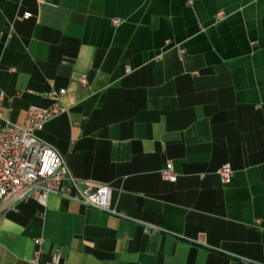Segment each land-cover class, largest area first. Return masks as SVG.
I'll list each match as a JSON object with an SVG mask.
<instances>
[{
    "label": "crops",
    "instance_id": "obj_1",
    "mask_svg": "<svg viewBox=\"0 0 264 264\" xmlns=\"http://www.w3.org/2000/svg\"><path fill=\"white\" fill-rule=\"evenodd\" d=\"M61 87L38 134L115 212L21 200L0 264H29L36 237L67 264H264V0H0L2 117Z\"/></svg>",
    "mask_w": 264,
    "mask_h": 264
},
{
    "label": "built area",
    "instance_id": "obj_2",
    "mask_svg": "<svg viewBox=\"0 0 264 264\" xmlns=\"http://www.w3.org/2000/svg\"><path fill=\"white\" fill-rule=\"evenodd\" d=\"M31 14L27 10L23 16L29 17ZM114 22L119 23L120 19L115 18ZM80 79L87 83V74L83 73ZM65 93V87L51 91L54 102L50 106L31 104L23 124L4 119L0 111V212L30 197L45 204L50 194L115 212L112 207V186L75 176L65 155L38 134L50 118L67 109L63 101ZM218 171L225 183L230 182L234 175V168L229 162L223 163ZM162 175L170 180L177 179L171 158L162 168ZM34 241L36 250L29 264H67L57 250L48 260H41L43 238L36 237Z\"/></svg>",
    "mask_w": 264,
    "mask_h": 264
}]
</instances>
